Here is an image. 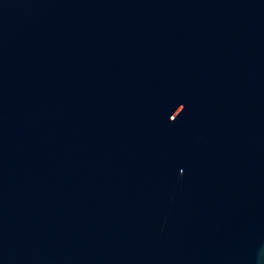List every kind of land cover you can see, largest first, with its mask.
<instances>
[{
  "label": "water",
  "instance_id": "water-1",
  "mask_svg": "<svg viewBox=\"0 0 264 264\" xmlns=\"http://www.w3.org/2000/svg\"><path fill=\"white\" fill-rule=\"evenodd\" d=\"M0 264H264V0H0Z\"/></svg>",
  "mask_w": 264,
  "mask_h": 264
}]
</instances>
